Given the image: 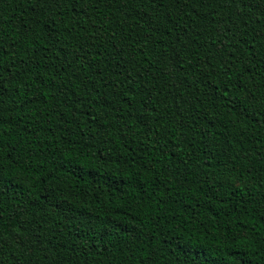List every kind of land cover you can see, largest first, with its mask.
<instances>
[{"label":"trees","instance_id":"1","mask_svg":"<svg viewBox=\"0 0 264 264\" xmlns=\"http://www.w3.org/2000/svg\"><path fill=\"white\" fill-rule=\"evenodd\" d=\"M0 264H264V0H0Z\"/></svg>","mask_w":264,"mask_h":264}]
</instances>
